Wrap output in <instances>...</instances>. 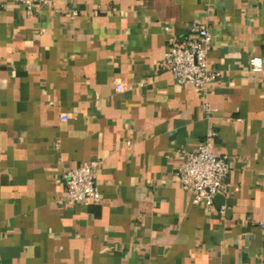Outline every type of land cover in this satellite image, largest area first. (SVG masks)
<instances>
[{
  "label": "crops",
  "instance_id": "obj_1",
  "mask_svg": "<svg viewBox=\"0 0 264 264\" xmlns=\"http://www.w3.org/2000/svg\"><path fill=\"white\" fill-rule=\"evenodd\" d=\"M190 23L219 73L201 89L159 67ZM208 123L230 165L210 208L175 174ZM90 161L100 200L67 203ZM0 264H264V0H0Z\"/></svg>",
  "mask_w": 264,
  "mask_h": 264
},
{
  "label": "built area",
  "instance_id": "obj_2",
  "mask_svg": "<svg viewBox=\"0 0 264 264\" xmlns=\"http://www.w3.org/2000/svg\"><path fill=\"white\" fill-rule=\"evenodd\" d=\"M22 5L28 15L35 7H45L52 0H12ZM168 29V26L165 27ZM210 50V33L208 28L200 23H190L184 33H170L164 44L163 57L159 67L168 72L179 85H188L194 89H201L214 82L219 73L208 67L207 55ZM252 72L262 70V59L252 57L249 60ZM124 90L123 84H115V92L120 94ZM208 112V105L202 106ZM67 115L61 120L66 121ZM217 132L213 124L208 123L202 141L194 151H181L182 162L176 169L179 185L190 196L191 203L196 206L213 207L214 197L223 195L227 190V177L230 170L226 155H218L213 151ZM97 163L85 162L73 168H65L61 172L63 190L67 203H95L100 200L96 187ZM225 211L224 206L220 212ZM262 225V223H261Z\"/></svg>",
  "mask_w": 264,
  "mask_h": 264
},
{
  "label": "water",
  "instance_id": "obj_3",
  "mask_svg": "<svg viewBox=\"0 0 264 264\" xmlns=\"http://www.w3.org/2000/svg\"><path fill=\"white\" fill-rule=\"evenodd\" d=\"M222 199H223V196L222 195H216L214 197V203L215 204H220V202L222 201Z\"/></svg>",
  "mask_w": 264,
  "mask_h": 264
}]
</instances>
